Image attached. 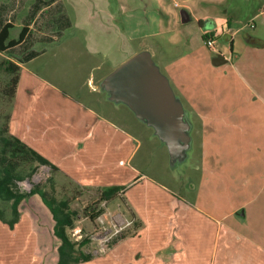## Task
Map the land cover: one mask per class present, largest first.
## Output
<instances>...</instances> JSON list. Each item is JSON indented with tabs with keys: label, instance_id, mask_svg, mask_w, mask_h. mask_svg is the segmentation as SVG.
I'll list each match as a JSON object with an SVG mask.
<instances>
[{
	"label": "crops",
	"instance_id": "crops-1",
	"mask_svg": "<svg viewBox=\"0 0 264 264\" xmlns=\"http://www.w3.org/2000/svg\"><path fill=\"white\" fill-rule=\"evenodd\" d=\"M151 1L157 10L150 14V25L158 36L165 37L168 42V47H159L160 62L165 66L168 64L166 72L156 66L169 80L175 96L180 98L194 136L200 140L199 161L191 169H201V175L196 180L188 177L185 181L188 189L197 191L198 203L192 205L188 199L180 200L178 197V200L171 201L173 209L165 207L164 212L156 213L157 225L163 226V231L167 225L173 223L175 226L172 236L174 245L171 241L167 243L161 234L147 237L152 223L145 217L146 208L140 205L141 199L132 196L131 191L138 186L140 178L134 179L128 183L124 197L133 205L146 228L140 232L143 235L122 240L111 251L120 249L128 239L135 241L145 235L147 247L138 249L134 254L130 252L127 264H155V253H159L166 243V247L175 252L172 255L173 264H264V7L256 11L246 24L240 16L228 14V9L218 10L228 0H212V4L208 3L211 8L207 6L205 13H201L202 9L197 5H190L201 0H182L183 11L191 18L188 23H196L201 37L216 32L218 39L226 41L228 54L217 45L221 54L212 51V56L206 57L199 53H185L182 57H170L169 61H164L163 56L168 54L169 48L184 47L181 46L184 34L181 28L172 24L179 16H176L169 0ZM116 7L115 0H0V32L9 25L12 26L10 40L17 41L24 35L19 45L0 53L5 60L21 68L11 112L10 133L47 157L60 168V172L79 185L100 186L101 183H96L98 177L111 172L108 154L102 156L100 153L103 138L116 148L115 157L128 148V139L135 140L139 136L130 126L125 125V128H132L134 134L122 127V130L115 128L118 122L110 117L119 110V105L124 104L113 101L104 82L135 55L147 51L153 59L155 52L142 49L117 64L115 53L118 54V47L124 43L130 46L132 42L123 29ZM226 13L232 18L229 19ZM246 27L255 31L244 33ZM186 36L189 37L188 46L193 44V49L201 48L198 42L192 43L189 34ZM74 47L80 48L77 61L82 64L85 77L77 75L75 80L78 85H74L75 90L68 93L63 89L65 86L53 83V66L43 60L49 54L55 61L65 55L70 57L67 51ZM219 55L228 61L215 66L213 58ZM103 56L105 60L113 59V66L110 65L105 73ZM36 65L38 67L34 69ZM187 68L188 75L185 77L182 71ZM203 68L206 81L200 98L193 94L197 81L194 78L198 76L194 71ZM199 86L203 88L201 84ZM85 88L88 90L85 91ZM54 100H59L65 108L75 109L74 120L64 124L59 117L54 121L46 117L48 114L43 113L53 109ZM106 101L116 103L112 113L105 111L109 118L103 115V109L97 113ZM139 132L142 134L141 130ZM152 138L145 136L151 142ZM52 141L54 145L65 146L60 145L61 158L45 152L43 146ZM141 145L138 143L133 147L128 154L129 160ZM78 148L82 150V156L80 152L70 155L67 151ZM187 155L183 160H187ZM109 159L113 160L111 156ZM119 163L123 164V159ZM113 173L116 174L115 171ZM117 180L110 186H125L130 182L124 181V177ZM196 224L204 226L200 233ZM15 230L12 234L16 238L21 234L27 235L29 246L34 238L37 241L36 234ZM197 234L199 239L194 238ZM26 246L18 248L14 255L10 252L0 256V264H45L41 256L33 255L31 258L38 249L37 243L28 252L29 255L25 251ZM157 259L160 262V258ZM151 260L154 262L151 263Z\"/></svg>",
	"mask_w": 264,
	"mask_h": 264
},
{
	"label": "rangeland",
	"instance_id": "rangeland-1",
	"mask_svg": "<svg viewBox=\"0 0 264 264\" xmlns=\"http://www.w3.org/2000/svg\"><path fill=\"white\" fill-rule=\"evenodd\" d=\"M209 2L212 4L213 1L201 0L200 2L190 3V5H197L200 7V9H202L201 13H205L207 12V6H210L208 8H211V5H208ZM115 3L117 6V13H119V17L121 18V21H123V29L127 31L132 42L130 46L129 43L128 45L127 43H124V45L121 44L123 45L122 47H118V54L115 53V55H117V64L120 65L123 60L125 61L129 58V56L134 55L136 52L141 51L142 49H152L155 52L153 58L155 65H159L161 70L166 72V67L168 64L165 66L160 62L159 47H168V42H166L165 37L162 39L161 36H158L150 25V14L157 10L156 7L153 6L152 1L115 0ZM169 3L174 9L176 16H179L178 19L176 17V22L172 24L176 25V28L182 29L184 38L181 39V46L183 45L186 47V49L179 46L176 47L175 50H170L169 48L168 54L165 53L163 56V58H165L164 61H169L170 57L174 59L182 57L185 53H193L194 55H198L199 53L200 55L211 57L212 50H210L205 45V41H203V37H201V33L196 23H188L191 18L187 12L183 11L185 8H183L184 3L182 4V0H169ZM176 3H178V5ZM263 7L264 0H228L222 7H219L218 10L222 12L224 9H228V14L240 16V18L243 20V23L247 24V21L250 19V17H252L256 11ZM183 13L186 17L183 16ZM228 14V18L231 19L232 17ZM182 21L185 23V25H183ZM254 31L255 30L251 29L250 27L244 28V33L249 34L253 33ZM186 34L190 35L192 43L198 42L201 48L193 49L195 48L192 47L193 44L188 46L187 40L189 37L186 36ZM209 34L207 33V35ZM214 34L217 37L218 47H222L223 51L228 54V51L225 49L226 41L218 39L219 36L216 32H214ZM111 39L113 40V37ZM66 40H64V42ZM68 42L72 43V41ZM67 52H69L70 57L69 55H65L64 57H61L55 61L52 59V54H49L43 61L53 66L52 73L55 79L53 80V83L59 85L60 87L65 86L63 89L66 90L64 91L69 93L70 91L75 90L74 85H78L75 77L78 75L79 78H84L85 75L82 73L83 67L80 66L81 63L77 61L80 48L74 47L69 49ZM83 56L85 55L83 54ZM3 60H5V58L0 56V63ZM112 61L113 59L111 61L105 60L106 64H103L102 66L104 73L109 71L108 67H110V65L113 66L111 63ZM88 62L89 61H87V63ZM37 67L38 65L33 68L37 69ZM187 70L188 68L185 71H182V75L185 77L188 75L186 73ZM194 74H198V76L194 78V81H197L194 83L196 87L193 90L196 92H193V94L202 98L204 93V81H206L205 68L199 71H194ZM11 77L12 76L2 70L0 66V149L2 148L1 139L11 135L9 130L11 121H9V119L10 117L12 118L11 112L14 100L7 96L6 93V90L11 86ZM199 84H201L203 88H201ZM171 88L173 89V87ZM57 89L58 88L55 86V90ZM86 90L88 89L85 88V91ZM102 95L105 97L104 93ZM76 96L78 97V95ZM176 97L178 101H181L177 95ZM58 101L54 100V104L52 105L53 109L50 108L51 111L44 112L43 114H48L46 117H51L52 121H54V119L58 120L59 117L64 124L69 123L70 120H74V116H76V110L65 108L62 103ZM115 106L116 103L106 101V104L101 106L100 109H98L99 112L97 113H100V110L103 109V115L107 116L106 112L112 113V108ZM117 108L119 110L113 113L114 115L110 117L115 118L116 123L118 122L115 124V128L122 130L120 128L122 127L123 130L130 131L133 134L135 130L140 138H137L139 136L135 135V140L128 139L127 146L129 149L125 148L124 151L118 152L115 157L114 153L117 151L116 148L112 144H109L108 139H102L100 153L102 156L104 154H108V163L110 165L111 172L109 171V175L107 174V176L103 175L98 177L96 183H101L100 186H97V184H81V186L72 181L70 178L66 177L62 172H53L48 166L37 167V164H27L22 166L21 172L27 176L32 173V170L35 167H37V170L32 175V177H28L23 182H19L17 184V189L19 192L29 193L34 186L40 185L52 197H55L59 201L66 200L70 203L71 209L77 212V216L74 217V226L68 229L67 232L71 240L76 244L77 249H80L82 252L93 256L91 263L87 262L89 264H123V262L124 264H127L126 260L131 258V253L134 254V252L138 251V249L147 247V240L144 235V237L141 239H134L135 241L128 239L125 241V243H123L120 249L114 252L111 251L116 246L115 241L122 235H125L128 238L141 236L143 234H140V232L146 228L145 224L136 214V210L134 209L133 205L126 200L124 195H121L119 199L110 200L107 202L101 200V190L112 187L110 184L117 183V178L121 177L123 179L124 177V181H130L126 183L125 187L129 185L128 183H132L134 179L140 178L138 181V186L134 187L131 192L132 196H138L141 199L142 204L140 203V205L146 208L145 217H148V221L152 223L149 226L147 237H156L157 234H161V236L166 239V242L168 243L171 241L172 245L175 244L172 238L174 235L173 231H175V226L172 223L174 219H171L170 222L172 224L167 225V229L163 231V226H160L159 224L157 225L158 217L156 216V213L164 212L165 207L173 209L171 201L178 200V197H180V200L188 199L192 205L198 201L197 191H192L190 188L188 189L186 184L187 182H185L188 177H191L192 179L194 178L196 180L201 175V169L198 171L191 169L192 167H195L196 161H199L198 156H200L201 153L200 140L197 138V136H194L195 132L193 129L190 131L191 148L186 151V154L188 153V158H186L187 160L177 159L176 162L173 163V157H171V153L167 145L164 146V143L159 139V137H157L158 139L155 138V129H149L147 127L148 125L141 122L135 113L130 111L126 105H119ZM107 118L109 117L107 116ZM125 125L132 127L134 130L129 127L125 128ZM138 129L141 130L142 134ZM49 131H51V129ZM58 131H62V129H59ZM145 136L147 139L148 137H153L152 142L145 139ZM55 141H58V139H55ZM138 143L142 144L141 148L138 147L133 158L129 160L128 154L131 152L133 147L138 145ZM60 145L61 144L59 143L54 145L52 141L51 144L48 143L46 146H43V148L45 152L48 151L53 155L55 154L59 156L61 155L60 150H62ZM61 146L65 147L64 145ZM81 148H83V146ZM67 151L70 155L79 152L81 156L83 155L81 153L82 150L79 148L75 151H72L71 149H67ZM110 156L113 159L111 161L109 159ZM59 158H61V156H59ZM122 159L124 163L120 164L119 160ZM104 164L106 165V162ZM114 171L116 174L113 173ZM125 175L127 176L125 177ZM102 180L107 183L105 184L102 182ZM165 189L171 192H167ZM199 200L202 201L204 198H200ZM21 206L20 221L15 227L16 230H14H18L17 232L19 233H34L37 235V241H35L34 238L30 242L31 244L29 246V244L26 243V234L18 235V238H16L17 236L12 234L13 230H11L8 225L4 224L0 220V256L9 255L10 252L11 255H14L18 248H21L26 244L28 246H26L25 251H27L26 253L29 255L28 252L34 249V247H36L35 244L37 243L38 249L35 250V253H32L31 258H33V255L38 257L41 256L45 264H57L58 248L61 242L54 235L55 223L51 213L44 206L41 199L37 196L24 201ZM0 209L4 212L5 219L11 220L13 218L11 202L0 200ZM100 210H103L104 213L96 220H93L92 216ZM196 229L197 232L200 233V231L204 229V226L196 224ZM159 231L161 233H158ZM13 238L16 239L13 240ZM194 238L199 239V235L197 234ZM84 240L89 241L88 245L80 247V243ZM167 243L165 244V247L159 251V253H155V264H160V262L161 264H173L172 255L175 252L174 250H171L170 248L168 249V247H166ZM149 248L150 247H148V249ZM158 257L160 258V262L157 259ZM152 262L154 261L151 260V263Z\"/></svg>",
	"mask_w": 264,
	"mask_h": 264
},
{
	"label": "trees",
	"instance_id": "trees-1",
	"mask_svg": "<svg viewBox=\"0 0 264 264\" xmlns=\"http://www.w3.org/2000/svg\"><path fill=\"white\" fill-rule=\"evenodd\" d=\"M11 28L12 26L8 25L0 32V53H4L16 47L24 39L23 35L17 41L10 40ZM210 35L215 36L214 33H211ZM207 38V34L203 36L204 41H206ZM0 66L2 70L12 76L10 80L11 86L6 90V93L7 96L14 100L20 81L21 68L9 60H3L0 63ZM9 121H11V117ZM1 143L0 200L12 203L13 218L11 220L5 219L4 212L0 209V220L4 224L8 225L11 230H14L20 221L22 203L34 196H37L41 199L44 206L51 213L55 223L54 235L61 242L58 248L57 264H82L91 262L93 260V256L82 252L80 249H77L76 244L68 235L67 230L74 226V217L77 216V212L71 209L70 203L68 201L57 200L40 185L34 186L29 193L19 192L17 189V184L19 182H23L28 177H32L38 166H48L53 172H60V168L13 135H9V137H3L1 139ZM27 164H37V167H35L32 170V173L28 176L21 172V167ZM126 188L127 187L125 186H112L104 188L101 190V200L107 202L110 200L119 199L121 195L125 194ZM103 213V210L98 211L92 216V219L96 220ZM127 238L128 237L125 235H122L115 241V244L118 245L120 241ZM88 243V240H84L80 243V247H84L88 245Z\"/></svg>",
	"mask_w": 264,
	"mask_h": 264
},
{
	"label": "water",
	"instance_id": "water-1",
	"mask_svg": "<svg viewBox=\"0 0 264 264\" xmlns=\"http://www.w3.org/2000/svg\"><path fill=\"white\" fill-rule=\"evenodd\" d=\"M227 61L219 55L212 62L221 66ZM104 86L113 101L128 106L141 122L155 129L156 136L169 148L173 163L186 157L191 148V124L149 52H141L121 65Z\"/></svg>",
	"mask_w": 264,
	"mask_h": 264
},
{
	"label": "built area",
	"instance_id": "built-area-1",
	"mask_svg": "<svg viewBox=\"0 0 264 264\" xmlns=\"http://www.w3.org/2000/svg\"><path fill=\"white\" fill-rule=\"evenodd\" d=\"M205 45L217 54H221L220 50L217 49L216 36L208 35V38L205 41Z\"/></svg>",
	"mask_w": 264,
	"mask_h": 264
}]
</instances>
